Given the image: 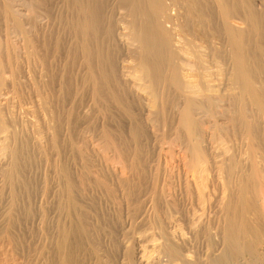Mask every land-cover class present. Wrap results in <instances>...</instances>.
<instances>
[{"label":"bare ground","instance_id":"obj_1","mask_svg":"<svg viewBox=\"0 0 264 264\" xmlns=\"http://www.w3.org/2000/svg\"><path fill=\"white\" fill-rule=\"evenodd\" d=\"M49 1L52 0H0V18H4L5 21L3 23H5V27L10 25L9 27L24 37L22 38L25 40L24 42L26 43L25 46L27 49H25L26 53L24 52L25 50H22V54L24 53L25 55H23L25 57H32L34 55L33 49H35L34 40L28 34V31L30 30L27 31L28 27L26 26V23L28 26H31L29 28L33 29L35 25H37L36 21L38 17L44 15L45 17L43 16V18L45 19L46 16L50 14L49 8L54 2V0L51 3ZM62 3L65 5L63 8L65 10L62 11L60 10L61 8H58L60 7L59 5L58 7L56 6L57 4L55 5L57 13L56 17L58 16L57 18L59 19L55 20H58L59 24L55 25L54 28H51V31H48L50 28L48 27L47 29L45 26L46 37L49 36L48 39L51 41V43L49 41V45L52 49H49L50 51L52 50L50 55L52 56V61H59V59L56 58V54H59V49L62 47L64 50L63 55H65L63 61L64 59L67 61V63H65L66 65H68L70 61L73 64L74 57L80 52L81 54L77 56H82V67H84V72L86 69L87 74V78L85 76V79L88 81L87 83H91L92 95L94 98H97L96 102H101L103 105H109L110 103L119 104L126 114L128 113L131 115V106L124 105V101L129 98L128 96L134 95L137 97L139 96L141 99L144 98L149 100L140 113H142V120L145 119L151 127L155 121H162L164 122L163 124H165L166 120L169 119L167 116L168 114L173 118L175 116V123L178 124H175L176 127L178 126L175 128L178 129L180 135L185 141L184 145H181L187 149L186 152L190 156V159L185 157L189 162L184 159L187 162V165L182 161L183 159L181 160V164L183 162V165H185L183 168L186 167L184 171L195 174H192L195 178L197 174L205 172L208 167H212L213 169L216 168L218 177L223 179L224 186L227 188L220 198L222 200L220 206L223 204V207H221L223 209L220 212L223 218H220L225 221V223H223L225 224V231L223 230L224 238L222 239L224 249L222 250L221 257L225 258V260L228 258L226 264H264L258 262L260 261L261 255H264V0H63ZM14 7L17 8L15 9ZM174 7L184 10L182 16L183 22H180L181 24L178 22V16L174 15L172 12ZM18 10L24 11L21 13V17H24L26 20L23 24H21L16 18H20ZM64 11L67 14H65ZM21 20L23 19L21 18ZM0 24H2V22H0ZM3 25L4 24H2V26ZM5 27L3 28L8 30V28ZM211 30L214 34L218 32L223 35V38L225 39L223 40L222 38V40L227 44V50H225L226 47H224L223 49L225 51L223 50L224 54L222 53V55H224V60L226 58L230 63V65H228L229 71L227 70V72H229V80L231 81L230 86L232 87V93L230 92L231 96L228 97L230 98L228 100L231 104L230 107H225L226 104L229 105L228 102L226 104L224 103L225 106L221 104V102H226L224 97L227 95L224 96L222 94L223 97L222 95H218L219 93L217 94V92H212L213 89L210 85L208 86L205 84L206 82H204V80H201L203 79V76L201 78V75L206 68L205 61L209 56L212 58L214 52L216 53V50L212 48L213 45L210 44L207 46L208 42L205 43V41L202 40V38L205 39V35L207 36L210 31L209 35L211 36L208 38L206 37V40L208 39L207 41L212 43V41L209 40L213 35L211 34ZM177 31L180 32V34ZM199 40H202L206 46L203 45L204 43H198ZM6 41L7 42L3 45L0 40V74L6 68L12 69V56L16 55L15 52L18 50L9 44L10 42H8V40ZM47 45L48 44H46V47ZM25 46L24 48H26ZM215 46L214 48H216ZM119 48L122 49L120 50L124 52L123 55L127 58V63L130 64L128 67L120 68V62L117 63L120 64V66L118 65L120 68L118 74L116 71V57L121 53V51L118 52ZM220 51L218 52L221 53ZM116 53H118V55ZM120 55L122 56V54ZM219 55L221 56V54ZM220 56L218 58H220ZM79 58L80 57H78V59ZM122 59L123 58H121V60ZM78 61L79 60H77V62ZM59 63L61 64V62ZM65 64H62V68L65 67V69H63L64 71H61V73L58 74L61 79L60 91L63 90L62 86L65 84L64 74H66V70L69 69L67 67L70 66L68 65L66 67ZM185 64L187 67H185ZM82 67H80V70ZM185 68H187V74H189L188 76H190V79H187V77L185 78ZM69 76L70 75H68V77ZM23 78L25 79L24 81L27 82L26 79L30 78L29 73H24ZM194 78L201 79L196 80ZM19 80L16 78L11 80L9 82L10 85L8 83L9 87L7 88L6 85L5 89H3L4 85L2 86L0 84V96H2L5 102H8L9 100L11 101V98L14 97V91H12L11 88L14 90L15 85L22 83ZM31 80H33V78ZM208 81L209 80H207V82ZM36 86L37 85H35V87ZM127 91H131V95ZM127 94L129 95L127 96ZM41 100L42 99L39 101ZM38 103L39 105L35 101V104L39 107V109H37V115L39 114L40 116L42 114L43 116L45 114V117L49 116L51 114L49 113L48 115V106L50 103L44 100ZM220 104L222 109H224L223 107L227 109L225 113L223 112L224 114H221V122L217 123L214 121L217 124L215 125V128H212L210 127L211 125L205 121L208 119L207 117L205 119V113L208 112L212 117ZM88 105L90 104L88 103ZM88 105H85L86 109L84 106H80L82 109L81 112L84 114L83 117H85L86 111L89 110L87 108ZM2 110L4 111V109ZM73 110L70 108V114L73 113ZM28 111L29 113H34L36 109L33 108ZM2 112L0 111V130L7 132H9L8 130H11V138L15 140V124L8 123L3 118ZM172 113L174 114L171 115ZM42 116H40V118ZM72 116L68 117L72 118ZM68 117H65L66 119L64 122H62L64 119L59 122L50 115L49 118L55 119L56 123L53 125L49 124L50 126L48 123H46V125L44 124L50 138L49 146L54 150L53 155L56 157L59 156V158L62 155V158L60 159H63L62 165L60 164L61 170L59 171L62 185L59 184V182L56 183V185L59 184L58 186H63V188H61L63 190H61V196L59 194L58 199L56 198L57 202L54 203L55 206L52 207L53 209L55 208L57 212L54 215L48 214V210L45 209L46 203L48 202L46 200L48 196L45 199L47 185L42 181L40 191L37 193L38 195L36 194V201L39 199L38 203L46 202L45 206L40 204V206H37L39 209L36 207L38 210H35L34 215L32 214L30 217L23 219L15 214L18 211V204H20L18 203L20 199L18 191L22 189H18V187H23V191L27 192L28 189H26V187L28 186L25 181L26 179H24L26 176H24V174L27 172V168H29L28 172H32L34 167H31L33 155L31 152L32 150H28L30 148V146H27L30 145L28 142L26 145L23 143L18 149L10 148V167H6V169H8L5 170L6 179L9 184V195L7 196V199L4 198L6 199L5 201H2L0 197V236L5 234L7 240L5 245L10 251L16 254H13L14 256H19V260L15 262L17 258L15 260L13 259L14 263L12 264H200L196 260L195 262L194 260L188 261V259H185V256H187L186 253L182 251L181 248L179 249V247H175L174 243V245H172V241L166 234H164L163 230V233L160 232L162 233L161 238H163V242H160V240L159 243L161 244L160 247H158L160 249V255L158 257L156 256L157 258L153 257V249L149 250L144 247V245H142V240L138 236L141 234L142 230L144 231L145 229L147 231L151 227H149L150 223L147 219L148 213L146 211L136 217L125 219L124 222L121 223L123 224L122 231L116 233L117 231L115 227H113L115 222L113 223V221L109 219L112 217L109 216V218H107L106 216L99 215L97 212L98 210L91 204L92 199L89 198L90 196L86 197L85 193V197H83L82 200L78 198L80 196H77L76 194V180L72 175L69 163L75 161V159H80L83 162L81 170H85L84 168L87 166L84 165L87 162L81 151L82 148H87V146L85 147L87 140H84L85 135L80 137L78 134L79 137H76L77 140H75V136L77 135L74 134L75 136H73V122L72 119L70 120ZM85 118L88 119V117ZM85 118L83 119V124H87L88 122ZM46 120L48 119L46 118ZM93 121L94 120H92V122ZM210 122L212 123V121ZM141 125L137 124L136 128H134L135 135H138V131L142 130ZM154 127L155 125L152 128ZM212 129L213 131L215 129L224 135L226 132L228 133L231 131L233 137V140L231 139L233 141V149H231L232 152L229 151L230 153H226L223 150V152H218V157L216 156L218 159H214L213 161L210 159L211 162H209L201 148V143L206 140L210 141L209 144H211L213 136H215ZM147 130L149 131L148 128ZM112 132H110V130H105V132H103L104 139L107 141V146L115 152V161L120 163L122 161L121 147L115 138L117 136L114 137ZM149 132L154 143L157 144L160 142L161 139L157 134L158 132L156 133L152 130ZM173 135L175 134L173 133ZM33 137L31 143L35 155L38 154L41 157L46 155L47 152L41 146V143ZM92 138L91 140H93ZM65 140H68V142H65ZM92 142L91 145L93 144ZM89 143L90 142H88V144ZM95 145L99 146L97 144ZM95 145L93 144V146ZM92 148L93 150L95 149L94 147ZM92 148L90 149L92 150ZM135 148H138L137 145H135ZM7 149L9 150V148ZM88 149L89 148H87V150ZM94 151H96V149ZM162 152L166 153V156H168L167 150ZM187 153L185 155H187ZM136 155L137 154L133 156L132 154L134 160ZM163 155L165 158V154ZM160 156L158 157L159 160ZM114 158L111 159L114 160ZM167 158H169V156ZM111 159L109 161H111ZM54 160L58 161L57 159ZM104 160L108 161L106 158ZM43 161H41V164H43ZM50 161L51 159L49 162ZM101 162L102 161H100V163ZM108 162H106V165H108ZM113 162L114 161H112V163ZM152 162L154 163V161ZM47 164L49 165V163ZM44 165L46 167V164ZM153 165L150 167L152 168ZM156 165L157 167L159 166L158 164H155V166ZM157 167H153V170L154 168L157 169ZM87 169L88 172L85 170L84 175L89 179L92 178V175L95 177L94 172L99 171L94 170L93 172V168L90 170V167ZM102 170L100 169L99 172L101 173ZM103 172L105 171L103 170ZM105 173L107 174V172ZM96 177L95 179H97ZM111 177H114V174H112ZM114 178L117 181L115 183H118V188L121 189V192H123V190L126 192V187L129 186H126V183L123 181L124 177L121 178L116 175ZM114 178L112 179L114 180ZM86 181L87 179L82 177L77 183V187L82 190V194H84L86 189L91 188L90 184H88L87 188L83 187V184H85ZM192 181H194V179ZM2 183L0 184L2 185ZM88 183L92 182L88 181ZM56 185L55 187H57ZM55 187L52 186V192L56 190ZM1 189L2 187L0 188V191ZM57 190L55 191L56 193ZM127 190L129 192V189ZM23 191L20 194L24 193ZM153 194L152 191H147L144 194L148 206H154ZM50 195L51 194H49V197ZM54 195L56 197V194ZM27 201L30 203L31 200ZM30 209L31 208L28 206L25 210L30 212ZM52 212L54 213L53 210ZM219 215L220 214H218V217ZM116 224L118 226V223ZM139 231L140 233H138ZM130 244H133L131 252L129 251Z\"/></svg>","mask_w":264,"mask_h":264},{"label":"rangeland","instance_id":"obj_2","mask_svg":"<svg viewBox=\"0 0 264 264\" xmlns=\"http://www.w3.org/2000/svg\"><path fill=\"white\" fill-rule=\"evenodd\" d=\"M49 2L51 3V2H53V0L49 1ZM54 2L55 3L57 2L56 3L57 5ZM54 2L52 3V5L49 8L50 14L48 16H46L45 19L43 18L44 15H41L42 18H41V16L38 17L37 21H36L37 25H35V27L33 29L29 28L31 26H28L27 23L25 22L26 26L28 27L27 31L28 30L32 31V32L28 31V34L34 40V43H35L34 44L35 49H33L34 55L32 57H29V58L25 57L24 53H23L24 55L22 54V52L25 49H27V47L25 46L26 43L24 42L25 40H23L24 37L21 36L20 33H17L15 30H13L11 27H9L10 25H7L8 27H5V23H3L5 21L4 18H2V17H1L2 19L0 18V22H2V24H4L3 26H2V24H0V40H1L2 44L4 45L7 42L6 40H8V42H10L9 44H11L14 48H16V50L18 49L17 51L19 53L18 54L16 51L15 52L16 55L12 56V61H11L12 69L6 68L0 74V84L2 86L4 85L3 89H5V86L7 85V88H8L9 87L8 83L15 78L18 80L20 79L19 81L22 82V83H19L18 85H15L14 90H13V88L10 87L12 89V91H14L13 92L14 97L11 98V101L9 100L8 102L7 101L5 102V100H3V98H2V96H0L1 97L0 98V107H1L0 111L2 112L3 111L2 109H4V111L2 112L3 118L8 123H14L15 127H16V130L14 129V131L16 132V139L15 140L13 138H11L12 137L11 130H8L9 132L0 130V159H1L0 160L1 161L0 162V168H1L0 169V183H2V182L4 183V185H3V183H2V185L0 184L1 185L0 188L2 187V189L0 191L1 200L5 201L7 199V196L9 195V193H8V191H9L8 185L9 184L7 182V179H6L7 177H6V173H5L6 171L5 170H7L10 167L9 166V162L11 159L10 158V155H11L10 148L18 149L23 143H24V145H26V143L28 142V144H30V145H27V146H30V148L28 147L29 148L28 150H32L31 152L33 155V158H32L33 161L31 160V164H32L31 167H34V168H33L32 172H28L29 168H27V170H26L27 172L24 174V176L26 175L24 177V179H26L25 181H26L27 186H28V187H26V189H28L27 190L28 193L23 191L24 190L23 187H21V186L18 187V189L22 188L21 190L24 193H22L23 194L22 195V194H20L22 191L21 190L18 191L19 198H20L18 203H20V204H18L17 210L19 212L17 211L15 214L18 217H20L21 219H23L26 217H30V215H32V214L34 215L35 210L39 209L37 206H40V204H42V206H45L46 202L38 203L39 199H37L38 201H36V197L38 195L37 193H39V191H40V186H42V182H45V184L47 185L46 190H45V192H46L45 199L48 196V198L46 199L48 202L46 203L45 209L48 210L47 211L48 214L54 215L55 213H57L55 208L53 209L52 207L55 206L54 203L57 202L56 198L58 199L59 194L61 196V194H62L61 190H63V189H61V188H63V186H58L59 184L62 185V180H60L61 175L59 174V171L61 170L60 166L63 163V161H62L63 159H60V158H62L61 157L62 155L60 156V158H59V156L56 157L53 155L54 150L51 148V146H49L50 145V143H49L50 138H49V134L47 133V131L45 129L44 124L46 125V123H48V125L49 124L53 125L56 123L55 119L58 120L59 122H61L60 120L64 119L62 121V122H64L66 119L65 117H68V116L71 117L73 115L72 118L68 117V118H70V120L72 119V122H73L72 123L73 124L72 129L75 130V131L73 130L72 134H73V136H75L74 134H76V135L78 134L80 137H83V135H85L86 139L84 138V140L85 141L87 140L85 147L87 146V148H89L88 150H87V148L86 149L82 148V151H81L82 155L85 157V160L87 162L84 165L87 167L84 169L88 172L87 168L90 167V170L93 168L92 169L93 172H94V170L100 171V169L101 170L103 169L105 172H107V174H106L105 172H103V170L101 173L99 171H96L94 173H95V177L97 176L96 177L97 179H95V177H93V175H92L91 176L92 180H91L88 177H86V175H84L85 170L84 171L81 170L83 162L80 159H75V161H73V162L71 161L72 164L69 163V165H70V168L72 171V175L75 177V180H76L75 181L76 191H77L76 194H77V196H80V197H78L79 199L82 200L83 197H85V196L89 197L90 196L89 198L92 199L91 204L95 207V209L98 210V211L97 210L96 211L99 213V215L106 216L107 218H109V216L114 218V219L116 218L115 220L112 218H109L113 221V223L115 222L114 225H116V226L113 225V227H115V229L117 231L116 233H120V231H122L121 229L123 228V226H122L123 224H121V223H123L125 219H127L129 217H136V216L144 213V211H146L148 213L147 219L150 223L149 227L150 226L151 227L147 231L145 229H144V231L140 230L141 234L144 233L143 234L144 236L141 234L138 236L142 240V245H144V247H146L149 250L153 249L152 250L154 252L153 257H155V258H157L160 255V249L158 247H160V244H161V243H159V241L161 240L160 242H163L162 241L163 238H161L162 233H163L162 230H163L164 234H166L168 236V238H170V240L172 241V242L170 241L171 244L172 245L175 244V247L177 246V248L178 247H179V249L181 248V250L186 253L187 256H185V259H188V261H193V260L195 261L196 260L200 264H211V263L212 264H214V263L215 264H221L222 262H223L222 264H226L228 258H226L227 260H225V258L221 257L222 256V250L224 249V247H223L224 244H222V242H223L222 239L224 238L223 230L225 231V224H223V223H225V221L223 219L221 220V218H223V217L221 216L220 212L223 209V208H221V207H223L222 206L223 204L220 206V204L222 202V200L220 198H221L222 193H224L227 188H226V186H224L225 184L222 181L223 179L221 177H218V172H217L216 168L213 169L212 167H208V169L205 172H201V173L197 174V176L195 178L193 177V175H195V174H193L191 172L188 173L187 171L186 172L184 171L186 167L183 168L185 166L183 164L186 163V165H187V162H189L187 160V158H185V157H188V159H190V156L186 152L187 149H185V147L182 146V145H184L185 141L183 140L184 138L180 135L178 129H176L178 126L176 127V125H175V124H177V123H175L176 122L175 121L176 119H174L175 116L173 118L172 116H170L168 114L167 116L169 119L166 120L165 124H163L164 122H162V121H159V122L155 121V123H157V124L154 123L152 125V127L154 125H155V127L152 128L150 125H148L149 123H147L145 121V119L142 120L143 119V117L141 116L142 113H140L142 111V109L144 108V105L146 106L147 105L146 103H148L147 101H149V100H146L144 98L141 99V98H139V96L137 97L134 95L128 96L129 94L131 95L132 92L127 91L129 93V94H127V96L129 98L124 101V105L125 106H128V105L131 106V109H130L131 115H129L128 113L126 114L123 111L124 109L119 104L117 105L116 103H110L109 105L104 104L105 105L104 106L101 102H96L97 98L96 97L94 98L92 95L91 83L90 84L87 83L88 81H86V79H85V76L87 78V74H86V69L84 72V67H82V65H83V62H82L83 60H81L82 56H77V55L81 54L80 52H79V54L77 53V55L74 57L75 59H73V64L71 61H70V63H68V65H70L72 67H70V66L67 67L68 65L65 64V63H67V61L65 59L63 61V58H65L64 57L65 55H63L64 54L63 53L64 52L63 47L61 49H59V54H61V53L62 54L61 55H59L58 53L56 54L57 55L56 58L59 59V61H57V60L52 61V59H51L52 56H50L51 51H52V50L50 51V49H52V48L49 45L51 43V41L48 39L49 36L46 37L45 26L47 29H48V27L50 28V30L48 29V31H51V28H54L55 25L59 24V22H58L59 19L57 18L58 16L56 17L57 13H56L55 5L57 7L59 5L60 7H58V8L59 9L61 8L60 9L61 11L65 10V9H63L65 7V5L62 3L63 0H54ZM14 8L16 9L17 7H14ZM23 12L24 11L20 10L19 11L20 18L16 17L17 20L21 24H23V22L26 21L24 17H21V13H23ZM172 12L174 15L178 16V22L179 23L183 22V17H182L183 13H184L183 9H181V8L178 9V7L177 8L174 7V10H172ZM65 14H67V13L65 12ZM49 16H51V17H49ZM21 18L23 20H21ZM43 19H44V22H43ZM55 19H58V20H55ZM42 22H43V24H42ZM233 22H234V20H233ZM40 24H41V26H40ZM42 25H43V27H42ZM3 27L8 28V30L4 29ZM212 32L213 31L211 30V34H213L212 35L213 40H212V37L209 39L210 41H212V43L211 42L209 43V41H207L208 39L206 40V37L208 38L211 36V35H209L210 31L208 32L207 36L205 35V39L202 38V40H204L205 43L208 42L207 46H209L210 44L213 45L212 48L214 50H216V53L220 50H221L220 51L221 53L218 52L216 54L214 52V55H212V58H211V56H209V58L207 57L208 59L205 61L206 68H205L203 74L201 75V78L203 76V79H201V78H197V79L194 78V79L204 80V82H206L205 84H207L208 86L210 85V87L213 89L212 90L210 88L212 90V92H217V94L219 93L218 95H222V94L224 96L227 95V96H225L226 98L222 95L224 97V99H226L225 100L226 102H221V104H223L225 106V104L230 99L228 97L231 96V93H232V91H231L232 87L230 86L231 81L229 80L230 77L228 76L229 72H227V70L229 71L228 65H230V63L227 61L226 58H225V60H226L225 61L224 55H222V53L224 54V51L227 50V44H226V42L223 41L225 39V38H223V35H221L218 32H216L215 34ZM178 33L180 34V32H178ZM178 33H177V35H178ZM217 33H218V35L220 34L219 35L220 37L217 35ZM216 35H217V37H216ZM218 37L221 39H219ZM222 38H223V40H222ZM45 40H47V41H45ZM202 40H199L198 43L203 44L204 42ZM49 41H50V43H49ZM205 43L203 45L206 46ZM46 44L49 45V47L47 45L48 48L46 47ZM24 46L26 48H24ZM214 46L216 48H214ZM224 47H226L225 50L223 49ZM120 49L121 48L118 49V52H120L122 50V49L121 50ZM13 50H15V49H13ZM24 52L26 53V50ZM116 54L118 55V53H116ZM120 54H122V56ZM123 54H124V52L121 51V53H119L118 57H116L117 58V60H116L117 62L115 61L116 62V69H117L116 71L118 72V74L120 72V68L128 67V65L130 64V63H127V61H126L127 58ZM219 54H221V56ZM219 56H220V58H222V56H223V58L220 59V58H218ZM59 57H61V58H59ZM76 57H77V59H76ZM78 57H80V58L78 59ZM121 58H123V59L121 60ZM61 59H62V61H61ZM77 60H79V61L77 62ZM80 61H81V64H80ZM59 62H61V64ZM119 62L121 64V66H120V64H117ZM122 62H123V64H122ZM62 64L63 65L65 64V66L69 69L66 68L67 69L66 74H64L65 84H67V85L63 84V86H62L63 90L60 91L61 90V81H60L61 79L59 78L60 75H58V74H60L61 71H64L63 69H65V67L62 68L63 67ZM74 65H75V67H74ZM118 65L120 66V68ZM79 66L82 67L83 69L81 68V70H80ZM185 67H187L186 64H185ZM227 67H228V69H227ZM61 68H62V70H61ZM225 68H226V70H225ZM186 69L187 68L184 69L185 78L187 77V79H190L189 78L190 76H188L189 74H187L188 71ZM24 73H29L30 81H29V79H26L27 82L24 81L25 80L23 78ZM68 75H70V76L68 77ZM64 76H63V79H64ZM12 77H14V78H12ZM31 77L33 78V80H31L32 79ZM67 77H68V79H67ZM226 77H228V78H226ZM75 78H76V80H75ZM207 80H209V81L207 82ZM33 84H34V86H33ZM226 84H227V86H226ZM9 85H10V83H9ZM35 85H37V86L35 87ZM64 85H65V87H64ZM217 88H219V89H217ZM223 90L225 92L227 90L228 91L225 93ZM228 94H230V95H228ZM74 96L76 97V99ZM38 98L50 103V105L48 104L49 105L48 106L49 107L48 115H49V113H51L50 115H52L55 119H50L49 118L50 115L45 117V114L43 116L41 114L40 115V116H42L41 118H40L39 114L37 115V113H38L37 109H39V107H38L39 103L38 102L42 101V100L39 101L40 99H38ZM91 98H92V100H91ZM32 99H33V101L36 99L35 101L37 102L38 105L35 104V101L33 102ZM93 99H94V101H93ZM70 101H71V103H70ZM73 101H74V103H73ZM88 103L90 105H88ZM132 103H133V105H132ZM86 104L88 105L87 108L89 110L87 109L88 111H86L85 117H88V119L83 117L84 114L81 112L82 109L80 107V106H84V108L86 109V106H85ZM221 104L219 105L215 114L212 116L215 119H213L211 117V115H209L208 112L205 113V119H206V117L208 118L205 121L208 122L209 125H211L210 127H212V128H215V125L217 123L221 122V120H222L221 114H224L226 109H227L225 107L231 106L230 103H229V105L226 104V106L223 107L225 109L224 110V109H222ZM35 106H36V108H35ZM67 106L69 107V110H70V108H72V110H73V107H74L72 114H70L71 112H69ZM91 106H92V108H91ZM33 108L36 109V111H35L36 113L35 112L29 113L28 110L33 109ZM118 108H119V110H118ZM218 110H220L221 113ZM68 112H69V114H68ZM78 112H80V113H78ZM67 114H68V116H67ZM74 114H75V116H74ZM173 114L174 113H172L171 115H173ZM206 114H208V115H206ZM81 116H82V118H81ZM46 118L48 120H46ZM84 118L87 119L89 123L87 122V124L86 123L83 124L82 122H83ZM209 118H210V120H209ZM92 120H94V121L92 122ZM78 121H79V123H78ZM143 121H145L146 123ZM210 121H212V123ZM214 121H216L217 123ZM88 124H90V125H88ZM137 124H140V125L142 124L141 125L142 130L138 131V135H135L134 134V128H136ZM156 126H158V127H156ZM146 127L149 129V131L152 130V131H155L156 133L158 132L157 134L160 136L159 138L161 139L160 142H158L156 144L152 141V138L149 134L150 132L147 130ZM91 128H93V129H91ZM40 129H41V131H40ZM87 129H88V132H87ZM153 129H155V130H153ZM156 129H157V131H156ZM105 130L106 131L110 130V132L113 131L112 134L114 135V137L117 136L115 138L118 141V143L120 144L121 151H122V161L120 163L115 161V159H116V158H114L115 152L111 148H109V146H107V141H105L106 139H104V133H103V132H105ZM212 131H213V129H212ZM213 132H214L213 134L215 136H213V140L211 139L212 140L211 144H209L210 141H206V140L202 141V143H201V148H202L204 155L207 157L209 162H211L210 159H212V161L214 159H218L217 158L218 152L224 151L226 153H230L229 151H231V149H233V147H232V145H233V141H232L233 139L232 138L233 137L231 135L232 134L231 131L228 133L226 132L227 134L224 132L225 135L221 132H218L215 129ZM173 133L175 135H173ZM34 134L36 137L34 136ZM78 135L75 136V140H77L76 137L77 138L79 137ZM226 135H227V137H226ZM32 137L35 138L36 140H38V142L41 143V146L47 152L46 155L42 156L43 159L40 155H38V154L35 155V153L33 151L34 148H33L32 143H31ZM91 138L93 140H91ZM168 138L171 140V142ZM205 138H206V136H205ZM27 139H29V140H27ZM164 139H165V141H164ZM12 140H14V141H12ZM147 140H148V142H147ZM205 141H206V143H205ZM65 142H68V140L67 141L65 140ZM88 142H90V143L88 144ZM91 142L94 145L97 144L99 146H96V145L93 146V144L91 145ZM168 142H170V143H168ZM101 143H103V144H101ZM135 143H137V144H135ZM101 145H102V147H101ZM104 145H106V146H104ZM135 145H137L138 148H135ZM156 146H158V147H156ZM162 146H163V148H162ZM92 147H94L96 149V151H94L95 149L93 150ZM7 148H9V150ZM48 148H50V149H48ZM90 148H92V150ZM139 150H141V151H139ZM165 150L168 151L169 158H167L168 156H166L167 155L166 153L162 152ZM184 150H185V152H184ZM219 150H221V151H219ZM226 150H228V151H226ZM159 151H160V154H159ZM134 152H135V154H137L135 156V160L133 157L135 155ZM186 153H187V155H185ZM102 154H103V156L105 155L106 157L105 156L103 157ZM132 154H133V156H132ZM163 154H165V158L163 157L164 156ZM158 155L162 156V157L160 156V160L158 158L159 157ZM52 157H56V158H52ZM153 157H155V158H153ZM46 158H47V160H46ZM105 158L108 161L111 158H114V160L111 159V161H109L110 162V164H109L108 161L104 160ZM166 158H167V160H166ZM44 159L46 160V163H45ZM50 159L52 161V162L50 161L51 163L49 162ZM54 159H57L58 161H56ZM184 159H186L187 162ZM99 160L102 162L100 163ZM151 160L154 161V163ZM181 160L184 163L182 162V164H181ZM41 161H43V164H41L42 163ZM53 161H55V162H53ZM112 161H114V162L112 163ZM104 162H105V164H104ZM106 162H108V165H106L107 164ZM47 163H49V165ZM88 163H89V166H88ZM44 164H46V167ZM77 164H78V166H77ZM148 164H150V165H148ZM151 164L152 165L154 164L153 167H155V168L157 167V165L155 166V164H158L159 166L157 167V169L154 168V170H153V167L152 168L150 167V166H152ZM97 165H99V166H97ZM6 167H8V168L6 169ZM57 168H59V169H57ZM157 170H158V172L159 171L160 172L158 173ZM113 171H114V173H113ZM115 171L121 175L117 174ZM31 173H33V174H31ZM96 173H97V175H96ZM111 173L114 174V177L116 175L120 176L121 178L124 177L123 181L126 183V186H129V187H126V192H125V190H123V192H121V189L118 188L119 187L118 183H115L117 181L115 180L114 177H111L112 176ZM103 175H105V176H103ZM82 177L87 179V181H86L87 184L86 183H85L86 185L83 184V187L87 188L88 184L91 185L90 186L91 188L93 186L92 189L91 188L86 189L84 194H82V192H81L82 190L77 187V183L79 182V180L82 179ZM3 178H4V181H3ZM27 178L29 181L27 180ZM112 178H114L115 181ZM193 179L195 182L192 181ZM5 181H6V183H5ZM88 181L92 182V183H88ZM58 182H59V184L56 185V183H58ZM40 183H41V185H40ZM93 183H95V184H93ZM55 185L57 187H55ZM222 185H223V187H222ZM52 186H54L56 190L58 188L57 193L55 192L56 190H54V192H52L53 191ZM94 187H96V188H94ZM93 189H94V191H93ZM127 189H129V192ZM187 189H189V190H187ZM147 191H152V193H154L153 194L154 206L153 205L148 206L146 201H145L144 194ZM120 192H121V194H120ZM25 193H26V195H25ZM85 193H86V195H85ZM126 193H127V195H126ZM49 194H51L50 195V197L52 196L51 198L49 197ZM54 194H56V197ZM97 196L98 197L100 196V197L98 198ZM125 197H126V199H125ZM4 198H6V199H4ZM54 199H55V201H54ZM27 200H29V201L31 200L30 203H28ZM28 206L31 208L30 212L29 211L27 212V210H25L26 208H28ZM105 207L108 209H106ZM52 210L54 211V213L52 212ZM49 211H51V212H49ZM101 212H103V213H101ZM149 213H150V215H149ZM218 214H220L219 217H218ZM116 223H118V226ZM140 231L138 233H140ZM160 232H162V233H160ZM221 232H223V233H221ZM1 236H2V238H1ZM1 236H0V263L1 264H8V263L12 264V263H14L13 259L15 260L16 258L17 259L15 260V262L18 261L19 256L18 255L14 256L16 254H14L12 251H10V249L5 245L6 244L5 242L7 241L5 234L1 235ZM158 243H159V245H158ZM132 248H133V244H130V247H129L130 252L132 251ZM184 252H182V253L185 254ZM258 262L264 263V255H261L260 261H258Z\"/></svg>","mask_w":264,"mask_h":264}]
</instances>
